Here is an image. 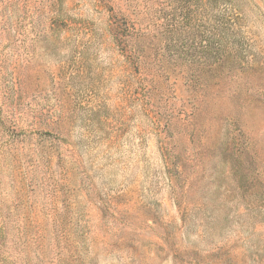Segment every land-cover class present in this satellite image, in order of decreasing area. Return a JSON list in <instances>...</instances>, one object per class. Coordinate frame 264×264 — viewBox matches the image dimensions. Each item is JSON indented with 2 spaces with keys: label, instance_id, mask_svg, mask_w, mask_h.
Returning <instances> with one entry per match:
<instances>
[{
  "label": "rangeland",
  "instance_id": "obj_1",
  "mask_svg": "<svg viewBox=\"0 0 264 264\" xmlns=\"http://www.w3.org/2000/svg\"><path fill=\"white\" fill-rule=\"evenodd\" d=\"M182 1L0 0V264H264V0Z\"/></svg>",
  "mask_w": 264,
  "mask_h": 264
},
{
  "label": "trees",
  "instance_id": "obj_2",
  "mask_svg": "<svg viewBox=\"0 0 264 264\" xmlns=\"http://www.w3.org/2000/svg\"><path fill=\"white\" fill-rule=\"evenodd\" d=\"M231 3V4H230ZM219 0H195L193 4L188 5L187 0L182 1V7L186 8L188 5V9L194 5L195 11L198 16H203L205 13V6H209V14L211 13V37L213 39V45L211 51L216 53L215 59L211 60L209 63L210 72H216V76L220 77L225 75V71L228 72H236L234 70V63L246 64L244 49L240 48V35L236 30L240 19V16L237 13H234L233 10L235 8L239 9L234 0H229V4L225 5L227 7L225 13H223V9L220 7ZM230 5V8H229ZM235 7V8H234ZM220 8V9H219ZM147 34L148 28H143ZM148 35V36H149ZM122 36V35H121ZM150 37V36H149ZM152 40V38L150 37ZM176 46V44H175ZM182 63V62H181ZM186 67L193 66L192 60L185 61ZM195 63V60H194ZM246 67V66H245ZM242 68H238L239 72L236 74H241L240 70ZM220 81V80H219ZM218 81V82H219Z\"/></svg>",
  "mask_w": 264,
  "mask_h": 264
}]
</instances>
